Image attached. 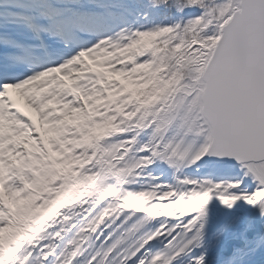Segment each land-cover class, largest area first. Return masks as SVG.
<instances>
[{"label": "snow or ice", "instance_id": "snow-or-ice-1", "mask_svg": "<svg viewBox=\"0 0 264 264\" xmlns=\"http://www.w3.org/2000/svg\"><path fill=\"white\" fill-rule=\"evenodd\" d=\"M0 264H264V0H0Z\"/></svg>", "mask_w": 264, "mask_h": 264}, {"label": "trees", "instance_id": "trees-1", "mask_svg": "<svg viewBox=\"0 0 264 264\" xmlns=\"http://www.w3.org/2000/svg\"><path fill=\"white\" fill-rule=\"evenodd\" d=\"M21 110L24 112V113H26L27 115H30V116H32L31 115V113L27 110V109H23V108H21ZM34 119H37V122H38V116L37 117H34V116H32ZM39 123V122H38Z\"/></svg>", "mask_w": 264, "mask_h": 264}, {"label": "rangeland", "instance_id": "rangeland-1", "mask_svg": "<svg viewBox=\"0 0 264 264\" xmlns=\"http://www.w3.org/2000/svg\"><path fill=\"white\" fill-rule=\"evenodd\" d=\"M17 99H18V101H19L20 104H25L26 103V101L22 97H17ZM32 112L34 114H36L35 111L32 110Z\"/></svg>", "mask_w": 264, "mask_h": 264}]
</instances>
